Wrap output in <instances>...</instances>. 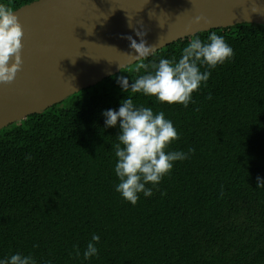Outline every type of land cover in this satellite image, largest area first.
Returning a JSON list of instances; mask_svg holds the SVG:
<instances>
[{
	"label": "trees",
	"instance_id": "1",
	"mask_svg": "<svg viewBox=\"0 0 264 264\" xmlns=\"http://www.w3.org/2000/svg\"><path fill=\"white\" fill-rule=\"evenodd\" d=\"M35 1L0 3L17 11ZM212 31L234 57L210 70L194 103L133 97L173 122L179 139L170 150L194 149L135 206L115 191L119 129L105 127L103 112L126 99L119 77L131 83L145 74L140 63L178 60L193 36L0 131V258L19 252L37 264H264V188L257 186L264 179V26ZM210 32L197 35L204 41ZM93 234L99 256L85 260Z\"/></svg>",
	"mask_w": 264,
	"mask_h": 264
},
{
	"label": "water",
	"instance_id": "2",
	"mask_svg": "<svg viewBox=\"0 0 264 264\" xmlns=\"http://www.w3.org/2000/svg\"><path fill=\"white\" fill-rule=\"evenodd\" d=\"M14 12L23 67L0 84V131L141 61L128 40L140 43L137 32L155 54L199 33L264 26V0H38Z\"/></svg>",
	"mask_w": 264,
	"mask_h": 264
},
{
	"label": "clouds",
	"instance_id": "3",
	"mask_svg": "<svg viewBox=\"0 0 264 264\" xmlns=\"http://www.w3.org/2000/svg\"><path fill=\"white\" fill-rule=\"evenodd\" d=\"M200 19H197V23ZM141 42L128 37L131 49L140 60L153 55L152 47L144 42V34L137 32ZM24 33L14 10L0 3V84H13L23 67ZM234 57L233 49L224 37L211 31L207 40L196 35L183 47L180 58H160L158 63H140L145 70L130 83L126 76L118 78L117 83L126 93L118 110L103 112L106 128H118L119 134L112 145L116 161L115 175L119 183L115 191L131 205L135 206L144 197L153 195V187L170 175L176 162L189 159L194 149L187 152L172 151L171 145L179 139L177 129L163 111L154 112L152 107L138 105L133 97L137 94L153 97V103L182 105L187 108L194 103L193 94L207 86L212 69L217 68ZM138 68V70H139ZM204 71H201V69ZM212 99L211 96L208 97ZM152 185V187H148ZM258 188H264V179L257 177ZM100 237L93 234L83 252V258H98L96 244ZM79 249L76 256L79 257ZM0 264H37L31 255L19 252L0 258ZM47 264H52L49 260Z\"/></svg>",
	"mask_w": 264,
	"mask_h": 264
}]
</instances>
